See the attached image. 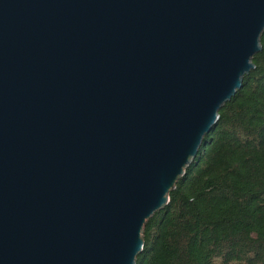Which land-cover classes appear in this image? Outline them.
Segmentation results:
<instances>
[{
    "label": "water",
    "instance_id": "obj_1",
    "mask_svg": "<svg viewBox=\"0 0 264 264\" xmlns=\"http://www.w3.org/2000/svg\"><path fill=\"white\" fill-rule=\"evenodd\" d=\"M263 32L264 0H0V264H135Z\"/></svg>",
    "mask_w": 264,
    "mask_h": 264
},
{
    "label": "trees",
    "instance_id": "obj_2",
    "mask_svg": "<svg viewBox=\"0 0 264 264\" xmlns=\"http://www.w3.org/2000/svg\"><path fill=\"white\" fill-rule=\"evenodd\" d=\"M260 46L135 264H264V32Z\"/></svg>",
    "mask_w": 264,
    "mask_h": 264
}]
</instances>
